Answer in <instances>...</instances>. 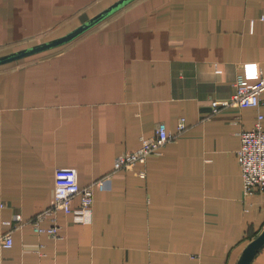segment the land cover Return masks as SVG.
<instances>
[{
	"label": "crops",
	"instance_id": "0c3cea01",
	"mask_svg": "<svg viewBox=\"0 0 264 264\" xmlns=\"http://www.w3.org/2000/svg\"><path fill=\"white\" fill-rule=\"evenodd\" d=\"M118 1L0 0V58ZM262 15L264 0H130L64 44L0 63V232L14 236L0 264H237L264 229V192L244 203L237 159L264 93L259 108L212 103L239 74L264 72ZM182 116L178 139L113 171L158 122L175 131ZM110 173L91 221L59 211L58 239L28 222L53 206L59 179ZM251 264H264V246Z\"/></svg>",
	"mask_w": 264,
	"mask_h": 264
},
{
	"label": "built area",
	"instance_id": "2783aa9c",
	"mask_svg": "<svg viewBox=\"0 0 264 264\" xmlns=\"http://www.w3.org/2000/svg\"><path fill=\"white\" fill-rule=\"evenodd\" d=\"M264 19V15H262ZM264 93V72L255 82L239 74L236 81V90L231 97L221 100H214L212 103L213 112L217 113L222 108L235 105L240 107L259 108L262 103ZM263 113L258 114V120L254 127L242 129L241 147L237 151V159L240 164L244 185V203H252L254 197L264 192V124ZM188 129L187 119L182 116L179 119L178 128L172 131L163 121L158 122L155 132L150 136H143L141 145L134 150H127L120 154L115 162L114 172L120 170L133 169L139 163H146L149 156L160 152L168 142L176 140ZM147 172H141L146 176ZM95 179L89 184L81 185L75 178L59 179L55 185V201L53 206L39 212L28 222L32 223L38 233L48 232L54 238L60 237V224L58 222V212L64 211L73 216V221L86 223L92 220V213L95 201V190L104 189L106 178ZM80 198V204L74 205L75 198ZM51 217V225L42 226L41 222ZM17 220H22L20 215H16ZM14 245L13 231L0 232V249L12 247Z\"/></svg>",
	"mask_w": 264,
	"mask_h": 264
},
{
	"label": "water",
	"instance_id": "95a60500",
	"mask_svg": "<svg viewBox=\"0 0 264 264\" xmlns=\"http://www.w3.org/2000/svg\"><path fill=\"white\" fill-rule=\"evenodd\" d=\"M129 1L130 0H120L117 3H115L113 6L109 7L108 9L99 13L97 16L93 17L89 22L79 26L78 28L71 31L70 33H68V34H66L60 38L35 45L29 49L20 51L18 53L13 54V55L0 58V63L15 60V59L27 56V55H31V54H34V53H37V52H40V51L61 45V44H64V43L72 40L73 38L77 37L79 34L83 33L88 28H90L94 24L101 21L103 18L109 16L110 14H112L113 12L118 10L120 7H122L124 4H126ZM263 246H264V229L261 231V233H259L255 238H253L245 246L237 264H251Z\"/></svg>",
	"mask_w": 264,
	"mask_h": 264
}]
</instances>
